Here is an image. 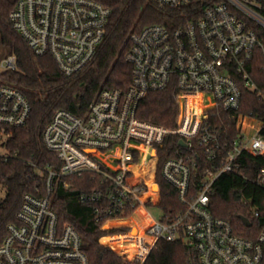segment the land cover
<instances>
[{"label":"built area","instance_id":"built-area-1","mask_svg":"<svg viewBox=\"0 0 264 264\" xmlns=\"http://www.w3.org/2000/svg\"><path fill=\"white\" fill-rule=\"evenodd\" d=\"M153 1L188 8L193 17L132 34L127 89L102 88L85 115L55 111L43 139L61 165L46 170L45 194H24L0 243V264H89L81 235L72 224L60 225L52 206L56 181L85 172L99 181L81 196L104 220L99 241L126 264H148L160 240L182 243L194 264H264V224L251 239L209 209L215 180L239 169L241 153L264 157V122L239 111L242 86L264 97L246 68L256 49L264 59V0ZM110 15L98 0H17L9 18L37 54L52 55L71 75L94 57ZM15 67L13 54L0 62V71ZM218 109L235 120V136L222 137L208 123ZM30 114L25 94L0 83V144ZM171 135L179 142L160 166L162 185L159 150ZM200 153L219 164L199 169ZM150 160L138 175L136 168ZM259 181L264 185L261 175Z\"/></svg>","mask_w":264,"mask_h":264},{"label":"trees","instance_id":"trees-1","mask_svg":"<svg viewBox=\"0 0 264 264\" xmlns=\"http://www.w3.org/2000/svg\"><path fill=\"white\" fill-rule=\"evenodd\" d=\"M16 1L0 0V42L6 49V57L11 54L16 57L15 68L0 71V83L21 90L31 104V114L25 126L12 128L5 142L8 152L0 155V187L6 192L0 200V243L8 224L16 220L24 194H45L46 170L61 165L57 154L47 148L43 139L44 129L55 111L64 108L85 115L102 88L127 89L132 80V65L127 59L132 34L148 24L175 26L193 17L188 8L161 6L153 0H98L111 9L105 37L87 65L66 75L52 55L37 54L12 26L9 14ZM263 63L262 53L256 49L246 68L264 93ZM239 111L264 122V97L242 86ZM207 121L222 137L226 133L237 134L235 120L227 111L218 109ZM260 134L264 136V124ZM178 142L179 136H168L159 150L157 178L162 185L160 166L172 155V147L178 146ZM198 162L199 169L219 164V160L205 159L201 153ZM237 162L238 170L222 172L215 180L209 209L214 216L228 219L235 233L255 239L264 224V185L259 181V175L264 178V157L243 152ZM136 170L138 175L144 172L140 166ZM98 185L97 177L90 172L61 177L55 183L52 206L60 225L72 224L81 235L89 264H126L120 255L100 243L99 238L107 232L101 228L104 220L97 219L94 203L81 200L84 192ZM255 210L260 211V216L253 218ZM242 216L248 217L251 224L246 225ZM190 256L189 249L179 241L160 240L148 264H194Z\"/></svg>","mask_w":264,"mask_h":264},{"label":"rangeland","instance_id":"rangeland-1","mask_svg":"<svg viewBox=\"0 0 264 264\" xmlns=\"http://www.w3.org/2000/svg\"><path fill=\"white\" fill-rule=\"evenodd\" d=\"M5 52H6V49L0 42V62L6 57ZM258 127H260L259 123L256 125V128H258ZM7 152L8 151H7L6 147L4 145L0 144V154L5 155V154H7ZM5 193H6L5 189L0 187V200L5 197ZM149 209L151 210V212H153L154 215H160V213H161V209L158 207H149Z\"/></svg>","mask_w":264,"mask_h":264},{"label":"water","instance_id":"water-1","mask_svg":"<svg viewBox=\"0 0 264 264\" xmlns=\"http://www.w3.org/2000/svg\"><path fill=\"white\" fill-rule=\"evenodd\" d=\"M180 143L184 144V141L183 140H180ZM242 220L244 221V223L246 225H250L251 224L250 219L248 217H246V216H242Z\"/></svg>","mask_w":264,"mask_h":264},{"label":"bare ground","instance_id":"bare-ground-1","mask_svg":"<svg viewBox=\"0 0 264 264\" xmlns=\"http://www.w3.org/2000/svg\"><path fill=\"white\" fill-rule=\"evenodd\" d=\"M148 162H149V161L142 163V164L140 165V168H141V169H144L145 167H147ZM140 211H142V210L140 209Z\"/></svg>","mask_w":264,"mask_h":264}]
</instances>
